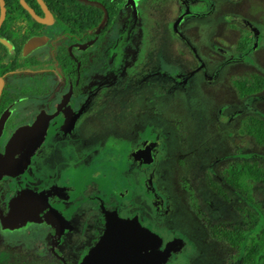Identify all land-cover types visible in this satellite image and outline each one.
Segmentation results:
<instances>
[{"label":"rangeland","instance_id":"1","mask_svg":"<svg viewBox=\"0 0 264 264\" xmlns=\"http://www.w3.org/2000/svg\"><path fill=\"white\" fill-rule=\"evenodd\" d=\"M187 2L132 0L131 15H123L134 22L123 43L124 61L104 81L112 83L117 76L126 80L124 104L119 108L130 139L149 129L158 134L163 147L154 165L127 166V198L135 195L138 202L131 214L148 219L153 233L137 221L111 217L117 225L137 224L152 234L151 239L134 250L129 263H119L113 251H106L105 264H143L144 260L147 264H239L235 250L213 239L209 227L228 225L248 237L261 236L262 227L241 211L258 215L264 223V185L248 181L255 199L252 206L225 183L223 171L230 162L244 159L264 166V147L240 133L246 118L264 120V90L239 99L231 84L234 76L264 77V0H201L192 7ZM120 26L115 28L116 36ZM243 32L250 45L240 50L235 47ZM116 109L107 108L110 115L116 114ZM96 139L83 136L79 143L84 146ZM48 154L44 151L35 157L34 170L47 166ZM106 155L108 160L117 158V163L123 156L121 150L110 149ZM141 177L164 200L166 215L155 216L149 191L138 187ZM210 178L223 188L226 197L211 187ZM30 195L38 219L46 200L40 192L31 190ZM23 227L13 239L14 246L26 251L30 247ZM161 229H172L173 234L163 231L157 235ZM122 231L117 228L119 234ZM91 252L80 264H92L86 262ZM257 264H264V252Z\"/></svg>","mask_w":264,"mask_h":264},{"label":"flooded vegetation","instance_id":"2","mask_svg":"<svg viewBox=\"0 0 264 264\" xmlns=\"http://www.w3.org/2000/svg\"><path fill=\"white\" fill-rule=\"evenodd\" d=\"M17 1L24 11L13 1L4 0L6 15L0 27V157H9L11 141L21 130L30 134L41 116L45 132L22 174L1 175L0 218H7L15 199L31 190L43 194L46 206L36 222L28 221L23 227L30 247L26 251L14 246L13 236L22 227L6 228L0 219V264L11 263L16 254L28 264H80L106 233L108 218L113 215L152 230L148 219L131 214L138 202L135 195L127 198V166L154 165L161 156L162 141L149 129L130 139L119 108L124 104L126 80L117 76L112 83L104 81L124 61L123 43L134 22L123 15L132 13V0L125 1L117 23L104 36L101 29L107 17L102 28L99 23L96 28L84 25L81 29L78 20L56 19L47 7L53 16L48 20L37 0H24L42 19L38 21ZM88 1L107 13L101 3ZM200 1L188 0L186 5L196 6ZM61 7L77 10L80 5ZM33 40L37 44L26 51L27 43ZM110 106L117 108L116 114H109ZM83 136L98 140L83 146L79 143ZM107 149L121 150V162L108 160ZM44 151L49 153V163L36 171L32 162ZM138 152L144 153L139 156ZM138 182L139 188L149 191L155 216L166 215L164 200L148 181L141 177ZM161 230L157 235L163 231L173 234L172 229ZM5 236L11 238L5 240ZM236 254L234 259L241 264ZM175 255L169 261H175Z\"/></svg>","mask_w":264,"mask_h":264},{"label":"trees","instance_id":"3","mask_svg":"<svg viewBox=\"0 0 264 264\" xmlns=\"http://www.w3.org/2000/svg\"><path fill=\"white\" fill-rule=\"evenodd\" d=\"M13 1L20 11H24L17 0ZM47 7L52 11L56 19L64 18L68 20H78L79 28H96L104 18V11L101 7L84 4L78 0H43ZM101 3L107 10V23L101 29L104 36L108 30H112L117 23L121 14V9L126 0H93ZM62 4H78L80 8L75 10L67 8L64 10ZM107 35V33H106ZM104 42L99 46L103 51ZM250 45V40L247 33L243 32L240 38L239 45L235 48L243 50ZM231 84L239 99H245L250 96L261 93L264 90V77L258 74L251 76H234L231 78ZM242 135L249 136L254 142L264 147V120L258 117H248L243 121L240 129ZM223 179L225 183L232 188L239 196L246 200L250 205H255L253 193L248 185V181L261 183L264 185V166L256 160H240L230 162L223 171ZM209 183L211 187L222 197H226L223 188L210 178ZM194 211L195 206L191 203ZM241 213L248 217L249 221L262 227L261 236L259 238L248 237L242 230L237 227L228 225H212L209 227L210 236L220 242H224L232 247L240 254L241 264H257L259 257L264 252V223L263 220L256 214L241 211ZM263 223V224H259ZM251 238V239H250ZM7 264H28L22 255L16 254L14 260Z\"/></svg>","mask_w":264,"mask_h":264},{"label":"water","instance_id":"4","mask_svg":"<svg viewBox=\"0 0 264 264\" xmlns=\"http://www.w3.org/2000/svg\"><path fill=\"white\" fill-rule=\"evenodd\" d=\"M85 3H94L88 0H79ZM22 7L30 13V15L38 20L42 21L35 12L26 4L24 0H19ZM41 8L43 9L46 18L52 20L53 16L48 10L47 6L43 0H37ZM130 2V0H128ZM6 9L4 5V0H0V27L5 19ZM107 17L105 12V18L99 25V28H102L104 21ZM37 42L35 40L30 41L26 45V51L33 48ZM45 132L44 119L39 117L34 128L31 130L30 134H25V130H21L16 136L15 139L9 144V151L11 155L9 157H0V177L3 174L10 176H17L23 173L27 163L30 161L31 157L41 145ZM144 152H138L136 155H141ZM18 155V158L16 157ZM29 193H22L17 197L13 203V207L10 211V214L7 218L1 215V222L6 228H20L25 225L28 221L36 222L37 219L33 215L32 204L30 200ZM111 220V218L109 219ZM109 226L107 231L104 234L101 241L95 246L92 250L90 256L86 259L87 261H92L94 264H105L104 262V253L106 251H113L114 260L120 262H126L130 260L131 255L133 254L136 248L147 245L149 239H151V233L142 229L140 226L134 223H122L117 225L113 220L109 221ZM117 228H122V233L117 232ZM119 238V241L116 239ZM137 239H139L137 241ZM109 262V261H108ZM147 260H144L143 264H147Z\"/></svg>","mask_w":264,"mask_h":264}]
</instances>
